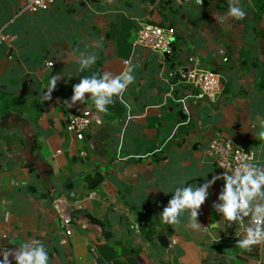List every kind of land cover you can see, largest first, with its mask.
Returning a JSON list of instances; mask_svg holds the SVG:
<instances>
[{
  "label": "crops",
  "instance_id": "obj_1",
  "mask_svg": "<svg viewBox=\"0 0 264 264\" xmlns=\"http://www.w3.org/2000/svg\"><path fill=\"white\" fill-rule=\"evenodd\" d=\"M21 4L0 0V252L38 241L49 264H264V241L250 250L237 243L248 218L229 224L213 207L222 179L198 209L199 229L188 213L176 226L160 217L167 190L221 175L206 154L217 133L264 165V5L239 0L247 15L235 19L229 0H56L34 13ZM142 22L176 29L170 57L135 45ZM193 64L220 73L216 100L186 82ZM129 71L123 102L114 96L107 112L89 93L68 107L79 79ZM53 75L61 78L47 99ZM85 110L92 126L77 140L66 122ZM64 212L71 236L60 227Z\"/></svg>",
  "mask_w": 264,
  "mask_h": 264
},
{
  "label": "clouds",
  "instance_id": "obj_2",
  "mask_svg": "<svg viewBox=\"0 0 264 264\" xmlns=\"http://www.w3.org/2000/svg\"><path fill=\"white\" fill-rule=\"evenodd\" d=\"M197 4H203V0H196ZM235 19H243L247 13L239 6V0H229V9L226 14ZM220 20L225 17H220ZM97 60L95 54L83 56L79 60L80 71L90 68ZM61 77L53 75L48 88L47 99H50L51 92L56 88L57 81ZM135 77L131 72H126L121 76L112 77L105 74L102 78L97 74L91 77L79 79L73 85V95L71 103H67L71 108L77 101L83 103L85 94L89 93L94 100L95 108L101 112H107V106L113 103V97H117L123 102V95L129 84H132ZM264 135V133H261ZM219 179L224 181L223 188L219 194L217 203L213 207L218 213L223 215L224 220L229 222H239L248 218L246 227L247 236L238 240L239 247L250 250L252 246L264 241V165L252 163H242L232 171H225L221 175L213 176L211 180L205 179L203 184H188L182 182L180 186L167 192L173 193L166 207L160 213L162 221L168 225L176 226L180 224V218L188 213L189 223L194 229L200 228L198 222V209L209 195L210 187ZM211 235V233H209ZM12 255L16 264H49V254L43 244L38 241L25 243L15 251L0 252L3 259L0 264H11L9 255Z\"/></svg>",
  "mask_w": 264,
  "mask_h": 264
},
{
  "label": "built area",
  "instance_id": "obj_3",
  "mask_svg": "<svg viewBox=\"0 0 264 264\" xmlns=\"http://www.w3.org/2000/svg\"><path fill=\"white\" fill-rule=\"evenodd\" d=\"M56 0H22L20 11L24 13H34L49 9ZM161 1V0H158ZM186 3L191 0H167ZM176 29L174 27H162L149 22L140 23L135 37V45L146 50L160 54L163 58L173 54L172 42L175 38ZM3 33V25L0 21V46L6 41ZM194 57L189 61L193 63ZM224 61L228 58L224 57ZM47 67H52L53 63H46ZM186 82L199 90V97H206L209 100H216L222 92L221 75L217 70H209L193 66L185 76ZM92 126V114L89 110L81 113L71 114L66 122V128L77 140H83ZM85 152H81L84 155ZM206 154L212 158L218 171L222 174L225 171H232L242 163H254L255 153L245 147L236 144L230 138L217 133L212 138L206 148ZM76 207H81L78 202H74ZM61 229L71 236L73 234V218L68 212H64L60 220Z\"/></svg>",
  "mask_w": 264,
  "mask_h": 264
},
{
  "label": "water",
  "instance_id": "obj_4",
  "mask_svg": "<svg viewBox=\"0 0 264 264\" xmlns=\"http://www.w3.org/2000/svg\"><path fill=\"white\" fill-rule=\"evenodd\" d=\"M174 40H173V42H172V49H173V51H175V48H174ZM168 58V57H167ZM186 114V110H184V109H181L180 111H179V115H185ZM73 193V192H72ZM158 238V240H159V242H160V244L161 245H163V246H167V244H168V242H167V239L165 238V236L163 235V234H159V236L157 237Z\"/></svg>",
  "mask_w": 264,
  "mask_h": 264
},
{
  "label": "trees",
  "instance_id": "obj_5",
  "mask_svg": "<svg viewBox=\"0 0 264 264\" xmlns=\"http://www.w3.org/2000/svg\"><path fill=\"white\" fill-rule=\"evenodd\" d=\"M255 5H256L258 8H260V10H261V8H262L263 5H264V0H255ZM90 178H91V177H89L88 180H90ZM94 180H95V183H98V182L101 181V177H100L99 175H97L96 177H94ZM95 185H96V184L91 185V189H92Z\"/></svg>",
  "mask_w": 264,
  "mask_h": 264
}]
</instances>
